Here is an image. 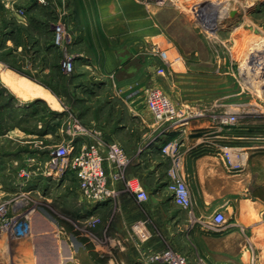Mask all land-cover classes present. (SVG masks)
Returning <instances> with one entry per match:
<instances>
[{
	"label": "rangeland",
	"instance_id": "rangeland-1",
	"mask_svg": "<svg viewBox=\"0 0 264 264\" xmlns=\"http://www.w3.org/2000/svg\"><path fill=\"white\" fill-rule=\"evenodd\" d=\"M39 1L43 5L33 16L46 21V26L14 24L13 33L1 29L0 65L50 91L55 106L38 103L32 111L24 109L0 84V153L13 150L21 156L22 151L48 150L69 144L76 133L105 147L108 139L103 132L91 131L105 121L114 130H119V124L127 127L118 140L127 144L131 138L133 160L158 142L165 170L161 177L166 182L171 178L169 171L178 172L187 155H222L231 172L252 167L251 160H264V0H134V12H123L118 18L129 26L130 21L135 25L136 18L140 23L136 28L123 27L112 40L102 30L82 29L75 12L77 0ZM78 2L83 5L82 0ZM68 20L73 28L67 27ZM58 25L63 28L60 33L54 32ZM99 35L104 45L95 46ZM108 48L118 56L113 61L119 66L111 70L101 58L94 60L98 54L104 57ZM152 91L172 102L182 128L172 130V122L155 120L150 108ZM105 102L117 106L114 123L108 122L101 107ZM130 107H138L141 114ZM25 110L35 115L26 116ZM42 128L50 134L40 132ZM57 128L67 131L68 138H57ZM12 129L16 136L8 138ZM30 132L34 136L27 137ZM257 170L251 197H255L254 189L264 191V166ZM175 205L187 210L178 212L186 215L185 221L161 225L143 221L142 248L128 264H143L155 251L168 248L185 256L188 264H264V235L257 228L248 233L245 225L240 226L252 236L223 241L222 236L236 227L228 225L227 217L215 225L216 210L200 221L189 217L191 203L187 208ZM76 226L80 232L94 227L88 220ZM164 228H169L168 233ZM155 237L157 246H150ZM240 251L251 258L240 261L232 254Z\"/></svg>",
	"mask_w": 264,
	"mask_h": 264
},
{
	"label": "crops",
	"instance_id": "crops-1",
	"mask_svg": "<svg viewBox=\"0 0 264 264\" xmlns=\"http://www.w3.org/2000/svg\"><path fill=\"white\" fill-rule=\"evenodd\" d=\"M82 1L83 5H80L77 0L75 8L82 29L88 26L93 31L102 30L106 39L112 40L125 26L136 28L140 23V19L136 18L135 22L132 20L135 25H131L130 21L129 26L118 18L123 12H134V0ZM42 5L39 0H0V30H10L13 33L14 24H23L25 27L33 24L45 25L46 21L33 16V11ZM136 14H139V11ZM67 27L73 28L74 23L68 20ZM1 36L0 33V41ZM12 39L14 36L8 37L7 44H11ZM99 44L104 45L100 35L95 46ZM103 55L104 57H100L101 54H98L94 60L101 58L104 67H109L110 70L119 66L118 62L114 63L118 56L113 49H106ZM0 84L15 95L20 102L18 105L24 109L31 110L38 103H44L51 108L55 106L50 91L44 90L41 85L18 72L2 68L1 65ZM34 99L36 101L32 102ZM101 107L105 110L108 122L114 123L117 106L105 102ZM129 109L141 114L138 107ZM25 111L26 116L35 115L34 112ZM182 125L181 122L171 123V129L182 128ZM107 126L104 121L95 129L98 133L103 132L108 142L117 141L119 135L127 132V127L122 124L118 125L119 130ZM63 130L57 128L54 135L57 138L61 135L63 139L68 138V132ZM40 132L47 136L50 134L43 128ZM14 133L15 131L12 133L9 130L6 136L14 138ZM31 133L33 132L28 133L27 137L34 136ZM68 142L70 154H76L82 144L92 142V139L85 134L76 133ZM119 143L128 155L134 154L131 138L127 144L120 141ZM100 147L108 184L113 186L118 194L98 203H89L79 194V179L74 172L67 171L63 176H59L55 168H50L47 149L22 151L21 156L13 150L0 153V159H4L2 162L0 160V197L10 200L11 213H24L29 222V231L24 235L0 229V264H128L138 257L143 245L135 224L143 221L160 225L163 221H178L179 224L185 221L186 215L182 217L178 212L185 213L187 210L175 205L167 191V182L161 177L164 159L159 157L158 142H154L144 154L136 160L132 159L130 164L123 168L124 177L139 183L147 191V200H138L135 193L126 190L124 177L112 180V174L118 166L107 159L106 146ZM19 160L22 162L19 163ZM263 161L251 160L252 167L243 172H231L226 169L222 155L204 153L184 156L177 170L189 189V217L202 221L213 210L222 211L229 219L228 225L236 226L222 236L223 241L252 236L240 229V226L244 225L248 229L247 232L250 230L253 233L251 229L257 228V231L264 235V191L254 189L252 192L255 197L249 195L250 189L255 188L251 183H257V168L259 165L264 166ZM22 169L28 171L26 176L21 175ZM92 214L98 216L99 222L88 231L80 232L76 224L86 221ZM182 225L184 224L181 223L180 226ZM164 231L168 233L169 228H164ZM157 244V237L150 241V246L155 247ZM232 254L240 257V261H246L247 256L251 258L244 251Z\"/></svg>",
	"mask_w": 264,
	"mask_h": 264
},
{
	"label": "built area",
	"instance_id": "built-area-1",
	"mask_svg": "<svg viewBox=\"0 0 264 264\" xmlns=\"http://www.w3.org/2000/svg\"><path fill=\"white\" fill-rule=\"evenodd\" d=\"M61 29L63 31V28L58 25L54 32L60 33ZM70 62L68 61L69 65ZM150 108L157 122H181L177 118V111L172 102L157 91H152L150 94ZM92 132L95 134L98 133V130L94 129ZM174 148L175 146L171 148V154L175 153ZM105 149L107 159L118 166L112 174V180H120L124 177L123 168L130 164L132 157L117 141L107 142ZM168 149L169 146L163 148L165 152H168ZM47 151L48 165L50 168H55L59 176H63L67 171L75 173L79 179L78 192L87 202L98 203L117 196V190L108 184L103 167L104 156L99 142L92 140V142L82 144L76 154H70L69 144L49 147ZM169 173L171 178L166 183L167 191L175 204L187 208L190 205V195L185 179L179 172L170 170ZM27 174L28 171L21 170L22 176ZM124 187L129 192L135 193L138 200L148 199L147 191L139 183L132 182L126 176L124 177ZM87 220L91 226H95L99 222L98 216L94 214ZM223 222H225L224 213L220 210L216 211L212 217V223L218 225ZM141 225L142 222H138L134 227L144 239L146 233L141 229ZM0 229L16 235H24L29 231L27 216L24 213H11L10 200L2 197H0ZM143 264H188V261L182 254L168 248L155 251L143 261Z\"/></svg>",
	"mask_w": 264,
	"mask_h": 264
},
{
	"label": "bare ground",
	"instance_id": "bare-ground-1",
	"mask_svg": "<svg viewBox=\"0 0 264 264\" xmlns=\"http://www.w3.org/2000/svg\"><path fill=\"white\" fill-rule=\"evenodd\" d=\"M198 141V140H197ZM211 142V141H210Z\"/></svg>",
	"mask_w": 264,
	"mask_h": 264
}]
</instances>
